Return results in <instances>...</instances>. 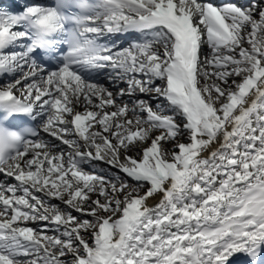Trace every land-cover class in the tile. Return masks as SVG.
<instances>
[{"label": "snow or ice", "instance_id": "6c2138e0", "mask_svg": "<svg viewBox=\"0 0 264 264\" xmlns=\"http://www.w3.org/2000/svg\"><path fill=\"white\" fill-rule=\"evenodd\" d=\"M0 264H264V0H0Z\"/></svg>", "mask_w": 264, "mask_h": 264}, {"label": "bare ground", "instance_id": "6f19581e", "mask_svg": "<svg viewBox=\"0 0 264 264\" xmlns=\"http://www.w3.org/2000/svg\"><path fill=\"white\" fill-rule=\"evenodd\" d=\"M156 202H158V201L149 200V202H148V203H149L150 205H154Z\"/></svg>", "mask_w": 264, "mask_h": 264}]
</instances>
